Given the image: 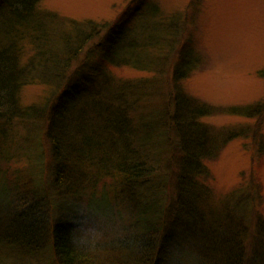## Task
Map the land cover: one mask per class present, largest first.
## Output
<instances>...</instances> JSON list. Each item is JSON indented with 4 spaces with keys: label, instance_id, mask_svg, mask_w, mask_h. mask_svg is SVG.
Wrapping results in <instances>:
<instances>
[{
    "label": "trees",
    "instance_id": "16d2710c",
    "mask_svg": "<svg viewBox=\"0 0 264 264\" xmlns=\"http://www.w3.org/2000/svg\"><path fill=\"white\" fill-rule=\"evenodd\" d=\"M41 1L0 0V145L30 119H43L49 166H42L50 171L28 181L18 169L11 177L0 171V245L19 257L52 251L59 264H264V239L247 254L241 242L223 238L208 205L206 161L253 134L221 137L202 122L216 113L263 122L264 101L217 107L185 92L202 61L180 39L179 13L136 6L109 24L61 18L41 10ZM97 38L96 66H75ZM27 46L34 54L26 62ZM155 65L168 82L169 107L140 116L148 86L115 81L107 67ZM28 83L49 87L43 103H20ZM89 218L95 232L83 224Z\"/></svg>",
    "mask_w": 264,
    "mask_h": 264
},
{
    "label": "rangeland",
    "instance_id": "374dc122",
    "mask_svg": "<svg viewBox=\"0 0 264 264\" xmlns=\"http://www.w3.org/2000/svg\"><path fill=\"white\" fill-rule=\"evenodd\" d=\"M153 4L158 5L164 17L181 15L178 28L183 36L180 39L190 40L202 61L183 82V89L191 98L217 107L255 105L264 101V77L259 75L264 70V0H42L39 6L61 18L110 24L130 8L137 6L142 11L141 7L145 10ZM139 21L135 19L134 23ZM99 42L98 38L90 42L74 65L95 67L101 52ZM26 48L27 62L34 51L30 46ZM87 52L94 55L87 57ZM107 68L115 81L148 86L140 98L138 115L157 116L169 107L168 82L155 73L158 65L148 71L130 66ZM49 90L42 84L28 83L18 93L20 103L24 107L43 103ZM202 122L221 137L242 129L251 130L253 134L248 139L242 136L231 141L215 160L206 161L212 176L207 182L212 194L209 211L220 220L217 221L222 226L220 230L226 235L223 234V238L238 240L250 254L253 242L259 244L264 239V153L258 152L264 121L216 113L204 117ZM44 128L41 118H32L19 126L11 136L13 140L0 145V171L11 177L18 169L25 181L28 177L33 180L50 177V171L43 168L49 166ZM39 161L41 165L37 164ZM5 213H0V225L6 219ZM92 220L83 222L89 233L95 232L90 229L96 226ZM8 253L13 254V258L6 257ZM18 254L2 243L0 264H59L52 251L41 255L21 253L20 257Z\"/></svg>",
    "mask_w": 264,
    "mask_h": 264
}]
</instances>
